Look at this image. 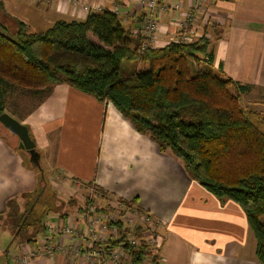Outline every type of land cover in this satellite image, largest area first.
I'll use <instances>...</instances> for the list:
<instances>
[{
    "label": "crops",
    "instance_id": "obj_1",
    "mask_svg": "<svg viewBox=\"0 0 264 264\" xmlns=\"http://www.w3.org/2000/svg\"><path fill=\"white\" fill-rule=\"evenodd\" d=\"M12 3L25 19L49 26L57 20L84 21L91 12L117 6L123 23L136 33H142L149 12L139 0ZM85 5L91 7L90 12ZM159 5L165 9L154 10L159 25L155 47H164L181 37L179 23L193 10L194 0H159ZM194 13L187 32L191 43L206 37L211 67L249 87L241 94L242 106L264 107V0H206L202 12ZM206 55L200 54L201 61ZM7 111L30 130L51 186L48 195L63 200L56 205L40 203L39 208L49 211L44 218L47 229L14 240L16 226L9 203L15 201L22 212L26 194L38 190L40 182L38 171L26 163L25 150L16 149L0 133V264H18V257L32 252L36 255L30 264H94L84 256L71 259L57 249L52 255L45 252L52 235L48 224L62 228L69 219L84 234L78 243L84 248L88 245V222L80 208L86 206L90 185L104 189L116 201L137 199L142 210L163 221L154 236L159 243L158 264H264L257 258L256 237L243 208L220 200L192 179L178 158L162 152L112 103L58 84L23 119ZM72 198L76 203H70ZM53 238L64 245L72 243L67 235L54 233Z\"/></svg>",
    "mask_w": 264,
    "mask_h": 264
},
{
    "label": "trees",
    "instance_id": "obj_2",
    "mask_svg": "<svg viewBox=\"0 0 264 264\" xmlns=\"http://www.w3.org/2000/svg\"><path fill=\"white\" fill-rule=\"evenodd\" d=\"M0 8V115L8 112L15 88L42 94V102L55 85L67 84L112 103L138 132L178 158L192 179L220 200L243 208L256 237L257 258L264 263V114L242 106L247 85L211 67L206 37L194 43L144 46L143 31L134 32L118 13L104 9L84 21L57 20L46 30L31 32L1 3ZM200 54H207L208 60H202L207 65H199ZM138 64L139 69L124 74V67ZM33 168L41 187L26 194L22 212L15 201L9 203L14 240L47 229L44 218L49 211L39 208L46 192L44 168ZM89 187L86 206L80 208L84 213L110 195ZM118 201L127 206L138 202ZM109 210L111 205L96 212ZM118 226L123 231L121 222ZM135 231L141 240L145 229ZM122 235L112 246L123 243L132 263H143L150 255L148 245L142 239L135 247Z\"/></svg>",
    "mask_w": 264,
    "mask_h": 264
},
{
    "label": "built area",
    "instance_id": "obj_3",
    "mask_svg": "<svg viewBox=\"0 0 264 264\" xmlns=\"http://www.w3.org/2000/svg\"><path fill=\"white\" fill-rule=\"evenodd\" d=\"M139 1L141 5L149 10L142 26L143 35L146 38L144 46H155L159 25L157 18L154 15V10L158 7H160V9H165V7L159 5V0ZM205 1L206 0H194L193 10L188 11L185 20L179 23V28L183 33L181 37L177 39V42H193V38L187 33L189 25L195 17L194 10L195 12L199 11L201 13ZM84 9L88 12L91 11L89 5H85ZM114 11L119 14L117 6ZM107 197L109 199L105 201V204L106 206L111 205V209L114 208L113 210L108 211V213H97L96 207L93 206L89 209L90 213H85L83 215L88 222L89 228V242L85 248L78 243L84 236L83 232L76 227L72 219H69L67 225L62 228H56L51 226V224H48V229L52 235L48 236L49 246L45 252L52 255L54 250L57 249L63 255L71 259L84 256L94 264H133L131 256L125 249L123 243L118 246H112L113 241L121 240L124 232L127 235L129 244L139 247L142 244L141 240L143 239L148 245L150 255L147 256L141 264H158V258L155 260V256L158 254L159 243L156 242L154 236L156 231L163 224V221L155 217L152 213L142 210L138 205L127 206L124 205V203L111 199L110 195H107ZM119 222L123 224V231H121V228L118 226ZM140 226L145 229L141 240L135 235V230ZM54 233L69 236L72 239V243L70 245L62 244L61 241H57L53 238ZM35 255V252L22 255L18 257L17 262L18 264H30L31 257H34ZM148 258L151 260L148 261Z\"/></svg>",
    "mask_w": 264,
    "mask_h": 264
},
{
    "label": "rangeland",
    "instance_id": "obj_4",
    "mask_svg": "<svg viewBox=\"0 0 264 264\" xmlns=\"http://www.w3.org/2000/svg\"><path fill=\"white\" fill-rule=\"evenodd\" d=\"M0 1H1L2 8L8 14L18 16L19 18H21V20L25 21L28 24L31 32L43 31V30H46L48 27H50L48 23H43V22H40L37 20L33 21L31 19H25L24 13L22 11H18L17 9H15L14 4L12 3L13 0H0ZM2 11L3 10L0 8V13H2ZM0 15H2V14H0ZM139 67H140L139 64L138 65H130V69H128V70L126 69V67H124V74H126V73H128V72H130L136 68L139 69ZM16 89L17 88H15V90H14L15 96H13L14 95V93H13L12 99L8 101V105H9L8 108H9V112H11L14 115H19L23 119L28 113H30L41 102L42 94H37V93L33 94V93L29 92L30 90H16ZM251 108L254 110H258V112L264 114V107H262L260 105L253 104V105H251ZM0 133L2 134V136H4V138H6V140H9V142L11 144H13L16 149H19V141H20L19 137L16 134H14L13 132H11L9 129H7L1 122H0ZM25 152H26V163L28 164V166L32 167L30 165V163H31L30 162V154L26 150H25ZM41 166H42V163H41ZM42 168H44V167L42 166ZM44 173H45V182L43 183V185H45L46 192H45V197H43L42 201H43V203H47V205H49V203H53V204L55 203V205H56L57 200H63V198L60 196H56L55 198H53L52 194L48 195L51 186L47 181L45 168H44ZM40 187H41V185H40ZM84 197H85V195H84ZM71 200H72L71 202L75 201L74 203H76V201H77L76 198H72ZM83 203H85L84 200H83ZM65 205L66 204L64 203L62 205V207H64ZM84 205H86V204H84ZM62 207H60V208L62 209ZM94 207H97L96 209H99L101 207L105 208L106 204H102V203L97 201L96 206H94ZM113 209H111V210H113ZM111 210H109V211H111ZM106 213H108V212H106ZM145 262H147V261H145Z\"/></svg>",
    "mask_w": 264,
    "mask_h": 264
},
{
    "label": "water",
    "instance_id": "obj_5",
    "mask_svg": "<svg viewBox=\"0 0 264 264\" xmlns=\"http://www.w3.org/2000/svg\"><path fill=\"white\" fill-rule=\"evenodd\" d=\"M0 122L19 137V148L26 150L30 154V162L33 167H41L40 153L37 151L36 143L31 137L28 126L7 112L0 115Z\"/></svg>",
    "mask_w": 264,
    "mask_h": 264
}]
</instances>
